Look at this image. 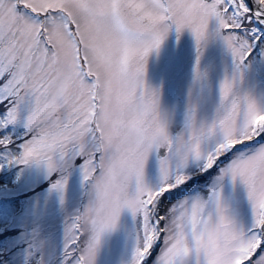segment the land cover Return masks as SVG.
I'll list each match as a JSON object with an SVG mask.
<instances>
[{"label": "snow or ice", "instance_id": "snow-or-ice-1", "mask_svg": "<svg viewBox=\"0 0 264 264\" xmlns=\"http://www.w3.org/2000/svg\"><path fill=\"white\" fill-rule=\"evenodd\" d=\"M0 264H264V0H0Z\"/></svg>", "mask_w": 264, "mask_h": 264}]
</instances>
